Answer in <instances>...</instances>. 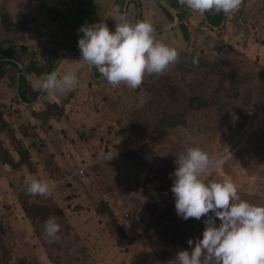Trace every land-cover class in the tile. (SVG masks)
<instances>
[{"label": "rangeland", "instance_id": "1", "mask_svg": "<svg viewBox=\"0 0 264 264\" xmlns=\"http://www.w3.org/2000/svg\"><path fill=\"white\" fill-rule=\"evenodd\" d=\"M26 1L0 0V47L14 57L0 63V116L7 124L0 126V146L14 162L21 155L26 161L28 149L32 154L31 168L11 169L0 157V264H175L178 251L190 250L187 241L201 238L206 218L184 220L175 212L172 173L188 147L223 158L207 179L230 178L242 199L264 205V0H242L214 28L202 14L165 0V7L157 0H93L98 22L110 30L119 6L133 23L150 21L157 39L178 52L175 64L145 75L136 89L94 80L80 52L68 53L79 36L66 22L71 5L62 3L69 0H54L65 15L58 21L39 1ZM3 12L28 28L6 30ZM43 51L66 53L53 70L59 76L72 68L79 85L23 104L20 86L32 99L44 76L37 70L48 71ZM45 111L56 113L36 117ZM33 177L52 186L50 196L26 194ZM24 195L52 208L58 240L43 235L44 219L27 216Z\"/></svg>", "mask_w": 264, "mask_h": 264}, {"label": "clouds", "instance_id": "2", "mask_svg": "<svg viewBox=\"0 0 264 264\" xmlns=\"http://www.w3.org/2000/svg\"><path fill=\"white\" fill-rule=\"evenodd\" d=\"M178 3L205 17L211 11L223 13L226 18L240 9L242 0H178ZM112 16L118 21L112 30L103 20L81 25L77 30L82 33L77 41L79 59L102 77L96 78L94 74V80L136 89L145 75H162L178 61L177 50L157 39L150 21L137 18L133 23L119 6L113 7ZM185 23L188 25L189 21L185 19ZM196 63L194 57L193 64ZM78 85L76 72L68 68L59 76L55 70L45 73L37 88L51 96L66 94ZM175 164L170 191L176 214L184 220L206 217L201 238L189 239L190 250L178 251L175 264H264V205L242 199L230 178L207 179L211 170L222 167L223 158H210L208 152L194 146L176 157ZM25 191L48 197L53 188L45 180L33 177ZM59 230L55 218L44 222L43 235L49 242L59 239Z\"/></svg>", "mask_w": 264, "mask_h": 264}, {"label": "trees", "instance_id": "3", "mask_svg": "<svg viewBox=\"0 0 264 264\" xmlns=\"http://www.w3.org/2000/svg\"><path fill=\"white\" fill-rule=\"evenodd\" d=\"M39 1L41 3V7L43 10H45L46 15L49 17V19H51L52 21H58L61 20L65 17V15H62L60 13V11L58 10L54 0H27L25 3L26 4H33L34 2ZM163 7H165V5H163L160 0H157ZM69 3H62L65 6H70L69 9V14H71V18L69 21H66L70 24L71 27L76 28V30L81 26V25H85V24H92V23H96L98 22V18H99V14H98V6L97 4H95L93 2V0H69ZM131 3H135L134 1H130ZM165 3H167L168 5H170L172 8L177 9L178 7H183V5H181L180 3H178V0H165ZM129 4V5H130ZM121 12H123V9H121ZM183 13V12H182ZM170 14V13H169ZM184 14V13H183ZM171 15V14H170ZM172 16V15H171ZM202 16L205 15L202 14ZM173 17V16H172ZM187 20V18H182V20ZM205 22L207 24H209V26L211 27H217L219 26V24L222 22L223 19V13H206V18H205ZM1 22L3 24V26L5 27L6 30L8 31H12V33L16 34L18 33L21 28L27 27L28 28V21L25 22L23 20H19V21H13L9 15L8 12H3L1 14ZM182 25V23H181ZM183 27V26H182ZM185 28V27H184ZM186 29V28H185ZM189 29V28H188ZM82 35V33H79V36ZM78 36V38H79ZM77 40L75 41L74 45L72 48H70V51L68 52L70 53H76L79 52V49L77 47ZM50 52H45L43 51V57L45 58L46 61H48V71H44L43 69H38L36 72L37 74L40 73H50L56 62L63 58L65 56L66 53H63L62 55H59V52H51V54H49ZM13 51L11 49H4L2 47H0V63H9V61L13 60ZM8 60V61H5ZM36 61V59L34 60ZM180 64H178L179 66ZM31 68H34L33 66L29 68V72L30 73H34V71L30 70ZM36 69V68H34ZM95 77L96 78H102L101 75L95 70ZM0 75H3L2 72H0ZM25 83L26 82V78L23 76V74H20V83ZM27 90L25 89V87H21L20 86V101L23 104H30L33 101H35V99L37 97H39V95L41 94V92H33V98L32 99H28L27 98ZM197 96L193 95L191 97V100H196ZM208 106H206L205 108H207ZM195 111H198L197 109ZM54 113L56 112H42L41 115L39 113H37V116H41L40 119L42 120H50L53 116ZM35 115V114H34ZM161 122L164 124V118H162ZM49 123V122H48ZM47 123V124H48ZM0 126L1 128H5L7 126L5 120H3V118L0 116ZM179 126L177 124H173L172 128L173 129H177ZM181 128V127H180ZM182 129V128H181ZM181 134V133H180ZM1 141V140H0ZM28 149V148H26ZM29 150V149H28ZM28 159L26 161H24V157L23 155H21V160L19 162H14L8 155V153H5L4 149L0 146V157L3 156V154H5L4 158L2 159V162L4 163V165L9 166L11 169H18L20 168L23 164H28L29 168H31V164L30 161H32L31 159V152L30 150L28 151ZM77 173V172H76ZM21 207L23 208L24 212L27 214V216L31 217V218H35V219H44L43 223L49 219L50 217L49 214L52 211V208H48L47 206L44 205H40L37 203H30L28 202L26 196L24 195L22 200H21ZM3 220L8 221L7 218H3Z\"/></svg>", "mask_w": 264, "mask_h": 264}, {"label": "water", "instance_id": "4", "mask_svg": "<svg viewBox=\"0 0 264 264\" xmlns=\"http://www.w3.org/2000/svg\"><path fill=\"white\" fill-rule=\"evenodd\" d=\"M127 2H128V0H127ZM139 19V18H138ZM94 68H92V69H90V71L92 72V75L94 76V70H93Z\"/></svg>", "mask_w": 264, "mask_h": 264}, {"label": "crops", "instance_id": "5", "mask_svg": "<svg viewBox=\"0 0 264 264\" xmlns=\"http://www.w3.org/2000/svg\"><path fill=\"white\" fill-rule=\"evenodd\" d=\"M176 18V17H175ZM177 20V19H176Z\"/></svg>", "mask_w": 264, "mask_h": 264}]
</instances>
